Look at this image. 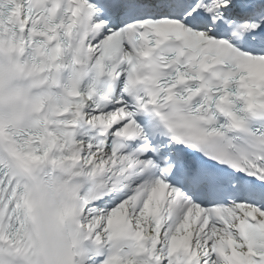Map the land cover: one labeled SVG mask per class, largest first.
<instances>
[{
  "label": "snow or ice",
  "instance_id": "snow-or-ice-1",
  "mask_svg": "<svg viewBox=\"0 0 264 264\" xmlns=\"http://www.w3.org/2000/svg\"><path fill=\"white\" fill-rule=\"evenodd\" d=\"M0 264H264V0H0Z\"/></svg>",
  "mask_w": 264,
  "mask_h": 264
}]
</instances>
